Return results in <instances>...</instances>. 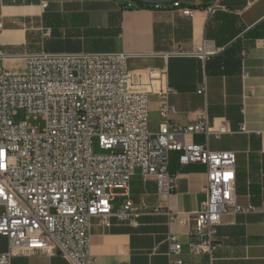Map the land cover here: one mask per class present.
<instances>
[{
	"label": "crops",
	"instance_id": "1",
	"mask_svg": "<svg viewBox=\"0 0 264 264\" xmlns=\"http://www.w3.org/2000/svg\"><path fill=\"white\" fill-rule=\"evenodd\" d=\"M214 1L182 0L193 11L187 17L174 9H129L115 0H0V53L12 72H22L33 53L123 52L131 90L147 93L152 135L161 121L160 92L175 109L170 124H185L202 110L228 121L231 132L219 138L195 134L187 140L235 153L236 200L257 211L223 214L212 257L189 254L192 215L205 199V167L181 165L172 151L169 193L159 194L156 181L143 179L138 168L130 177L128 197L139 209L135 225L112 218L105 227L91 219L93 264H171L168 234L181 243V264H264V0H218L209 12ZM29 39L37 41L34 49H15ZM113 194L115 210L125 197L123 190ZM171 212L186 224L170 220ZM6 250L0 236V254ZM8 264L70 263L35 252L15 254Z\"/></svg>",
	"mask_w": 264,
	"mask_h": 264
},
{
	"label": "built area",
	"instance_id": "2",
	"mask_svg": "<svg viewBox=\"0 0 264 264\" xmlns=\"http://www.w3.org/2000/svg\"><path fill=\"white\" fill-rule=\"evenodd\" d=\"M115 1L134 6L129 0ZM217 2L207 10L212 12ZM146 7L193 16L182 0ZM4 57L0 53V236L7 239V250L0 264L15 254L35 252L59 254L70 264H93L91 219L98 217L105 227L112 218L135 225L139 209L128 197L129 179L138 168L143 179L156 181L159 194L169 193L175 182L169 170L172 151L181 165L205 167V199L192 215L189 254L212 257L223 214L257 211L236 200L235 153L187 140L195 134L219 138L231 132L228 121L211 119L202 110L185 124H170L175 109L167 92H160L161 121L152 135L148 96L131 90L125 53H33L25 56L20 73L6 68ZM17 109L24 110L26 119H11ZM30 117H40L44 126L30 125ZM94 136L103 153H93ZM114 189L125 197L115 210ZM175 218L179 225L187 222L171 212L169 219ZM167 242L171 264H181L176 235L168 234Z\"/></svg>",
	"mask_w": 264,
	"mask_h": 264
},
{
	"label": "rangeland",
	"instance_id": "3",
	"mask_svg": "<svg viewBox=\"0 0 264 264\" xmlns=\"http://www.w3.org/2000/svg\"><path fill=\"white\" fill-rule=\"evenodd\" d=\"M36 42L37 41L34 39H29L27 46H16L15 49L19 50V51L24 50V49H27V50L28 49H34ZM143 81L146 82V78H144ZM11 119L14 122H18V121L26 119L24 110L23 109H17L16 114L12 115ZM27 123H29L32 126L38 127V128H42L44 126V122L40 117H36V118L30 117L27 119ZM91 146H92V151L94 154H100V153L104 152L102 149H100L98 138L96 136H94L92 138V145ZM117 191H120V189H114V192H117Z\"/></svg>",
	"mask_w": 264,
	"mask_h": 264
},
{
	"label": "water",
	"instance_id": "4",
	"mask_svg": "<svg viewBox=\"0 0 264 264\" xmlns=\"http://www.w3.org/2000/svg\"><path fill=\"white\" fill-rule=\"evenodd\" d=\"M140 2H142L145 5H153V4H157V3H172V2H176L178 0H138Z\"/></svg>",
	"mask_w": 264,
	"mask_h": 264
},
{
	"label": "trees",
	"instance_id": "5",
	"mask_svg": "<svg viewBox=\"0 0 264 264\" xmlns=\"http://www.w3.org/2000/svg\"><path fill=\"white\" fill-rule=\"evenodd\" d=\"M132 1L135 2L134 6H130V7H126V8H129V9H132V8H147L145 4H143L142 2H140L138 0H132Z\"/></svg>",
	"mask_w": 264,
	"mask_h": 264
}]
</instances>
